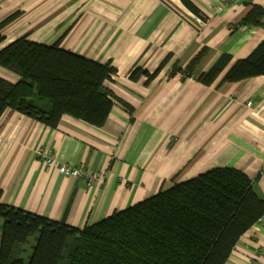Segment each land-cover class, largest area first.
Wrapping results in <instances>:
<instances>
[{
	"label": "crops",
	"instance_id": "crops-1",
	"mask_svg": "<svg viewBox=\"0 0 264 264\" xmlns=\"http://www.w3.org/2000/svg\"><path fill=\"white\" fill-rule=\"evenodd\" d=\"M19 1L29 9L5 30L7 44L24 35L45 45L61 38L62 49L109 63L115 73L105 87L130 110L115 104L101 127L63 116L53 129L5 111L2 204L83 229L213 168L245 173L264 199V76L223 83V73L210 86L195 78L221 55L232 65L261 42L263 29L234 25L264 0H189L202 16L181 0H11L4 12L19 11ZM199 53L192 75L175 72ZM136 68L158 72L131 79ZM0 76L17 80L2 68ZM38 147L60 164L102 171L104 182L89 187L38 163ZM262 250L264 226L256 223L225 264H264Z\"/></svg>",
	"mask_w": 264,
	"mask_h": 264
},
{
	"label": "trees",
	"instance_id": "trees-1",
	"mask_svg": "<svg viewBox=\"0 0 264 264\" xmlns=\"http://www.w3.org/2000/svg\"><path fill=\"white\" fill-rule=\"evenodd\" d=\"M181 2L202 16L189 0ZM21 15L15 11L0 21V68L17 77L0 76V118L9 110L52 129L63 116L101 127L115 104L130 110L105 87L115 73L109 63L62 49L61 38L45 45L24 35L6 44L2 31ZM240 26L264 30V8L252 5L234 29ZM200 57L175 72L192 75ZM231 63L230 56L221 55L196 81L210 86L223 73V83L264 76V38L246 58ZM157 72L136 68L129 77L151 80ZM263 215L264 199L253 181L232 168L210 169L83 229L0 201V264H225Z\"/></svg>",
	"mask_w": 264,
	"mask_h": 264
},
{
	"label": "built area",
	"instance_id": "built-area-1",
	"mask_svg": "<svg viewBox=\"0 0 264 264\" xmlns=\"http://www.w3.org/2000/svg\"><path fill=\"white\" fill-rule=\"evenodd\" d=\"M227 3H234L237 1L245 0H223ZM250 103H247L249 106ZM51 151L48 148L38 147L35 150V157L38 163L45 165L46 167H55L56 170L67 177L73 179H82L87 186L91 187L93 185H99L104 182V173L100 170H93L86 167H74L67 164H60L56 162L54 158L51 157ZM258 224L264 226V215L261 216L258 221ZM264 252V250H262Z\"/></svg>",
	"mask_w": 264,
	"mask_h": 264
},
{
	"label": "rangeland",
	"instance_id": "rangeland-1",
	"mask_svg": "<svg viewBox=\"0 0 264 264\" xmlns=\"http://www.w3.org/2000/svg\"><path fill=\"white\" fill-rule=\"evenodd\" d=\"M10 1L11 0H0V21H2L3 19H5L6 17H8V14H10V13H12V12H14V11H10V12H7V13H5L4 12V10H6V8L7 9H9L10 8ZM24 4L25 3H21V1H19L18 3H17V5H16V7H15V9L14 10H19V11H23L24 13H25V11H28V7H27V5H26V7L24 6ZM9 7V8H8ZM31 15H29V17H30ZM18 19V18H17ZM35 19H36V21L34 20V22H35V24H37V15L35 14ZM27 23L28 24V26L26 27L25 26V24H24V28L25 29H27V28H29L31 25H32V21H31V19H28L27 17L26 18H24L23 19V21H21V23ZM12 24V23H11ZM11 24H9L3 31H2V33L4 34V32H5V30H7L8 29V27L11 25ZM17 28V27H16ZM16 28H14V29H12V30H15ZM9 30V29H8ZM25 31H27L30 35L34 32V31H36V30H32L31 28L29 29V30H25ZM4 35H6V34H4ZM29 35V36H30ZM6 37V36H5ZM6 44H7V42H5ZM36 105H38L37 104V102H36ZM1 223H2V221H1V219H0V225H1ZM36 237L37 236H33V237H31L29 240H28V244L26 245V254L24 255V258H25V260L31 255V253H32V247L35 245V239H36Z\"/></svg>",
	"mask_w": 264,
	"mask_h": 264
}]
</instances>
